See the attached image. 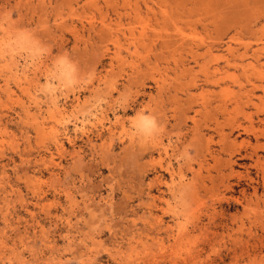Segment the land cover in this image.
Listing matches in <instances>:
<instances>
[{
	"label": "rangeland",
	"instance_id": "374dc122",
	"mask_svg": "<svg viewBox=\"0 0 264 264\" xmlns=\"http://www.w3.org/2000/svg\"><path fill=\"white\" fill-rule=\"evenodd\" d=\"M197 1L0 0V264H264L261 188L245 212L228 208L222 198L238 195L211 187L216 166L208 159L198 167L189 138L171 163L176 168L188 160L207 188L197 197L183 190L175 198L165 196V223L177 224L180 242L143 248L132 240V250L113 244L112 233L126 229L136 240L143 233L146 241V191L154 171L142 153L150 137L138 125L149 118L142 105L159 86L186 85L192 74L202 76L192 63L191 75L181 74L185 56L172 58L160 44L169 37L207 43L239 36L240 42L230 38L232 54L223 53L230 62L224 83L235 92L248 79L258 83L252 69L241 68L254 63L251 33L264 32V0ZM262 53L264 62V48ZM121 103L128 104L126 110ZM101 114L107 118L101 120ZM115 116L119 123L111 141L105 131L97 137V120L105 126ZM240 119L245 122L243 114ZM175 134L170 133L172 141ZM180 177L192 178L185 169ZM178 182L176 177V187ZM196 223L207 231L193 230Z\"/></svg>",
	"mask_w": 264,
	"mask_h": 264
},
{
	"label": "bare ground",
	"instance_id": "6f19581e",
	"mask_svg": "<svg viewBox=\"0 0 264 264\" xmlns=\"http://www.w3.org/2000/svg\"><path fill=\"white\" fill-rule=\"evenodd\" d=\"M200 1L202 0H198L197 2ZM148 10L151 9L149 8ZM255 20L253 19V21ZM224 25L225 24L223 21L220 22L219 28L220 26ZM89 26L91 28L89 30L95 29L92 28L94 26L91 22H89ZM106 28L107 26L105 27V29ZM261 31L263 30L261 29ZM261 31L254 34L251 33L253 38L252 40H254V44L256 46V49L252 51L251 57L254 63H249L248 65L241 68L243 72H246L248 67L249 69H252L253 75L256 76L258 83L252 82L250 81V79H248L246 85L236 84V87H238L236 92L232 89V87L228 85L226 86L224 83L225 77L223 75L226 74L228 67H230V62L226 59L225 54L223 53L227 52L226 54H232L233 49L229 43L230 38L232 40L239 39L240 42L242 39L239 36L229 37L228 41H225L222 36H219L216 37L213 41L207 43L203 42V40L199 43H196L194 41L189 42L187 40H184L183 37L175 39L168 36L169 38L165 37L168 40H165L164 42H162V44H160L163 45V47H161L163 48V50L165 49V52H167L166 54H168L172 58L175 55H178L181 58L185 56L183 58L185 59L184 61H182L183 59L181 60V58L179 57V59L181 60L179 61V63L182 62L179 65L181 68V74H185V76H187V74L192 73L193 68L189 64L192 63V65L199 68L202 76L197 77L192 74V76H189V84L186 85H178L179 83H176L172 85L165 84L159 86L156 88V93L154 95L149 94L147 96L148 101L145 103V106L142 105V107L146 108L149 118L147 120H144L142 123L140 122L141 124H138L139 120H137L136 123L140 126L142 125V127H145V129L150 133L149 139L143 146L142 153H144V155L148 157V159L150 160V166H152V170L154 171V177L149 182L148 189L146 191V224L144 225L148 226V228L144 226L145 233L143 235V238L146 241H141L142 235L140 237L139 234L141 232L138 233L139 238L138 240H136L134 238V232L133 234L132 232H127L129 230H127L126 227V232L122 231L120 233H117L120 236V242L116 240V232L112 233L113 237L115 238H112L114 240L113 244H115L118 248L123 244H126L129 249L133 248V245L131 243L132 240H134V243L136 244L140 243L139 245H141L143 248H146L150 245L153 246L154 244L164 245L166 243L170 244L171 242L173 244H178L180 242V239L183 237V235L179 232V230H176L175 232L177 224L174 223V225H166L165 223L164 218L167 217L168 213H166L165 210L161 207L163 204H167L165 196L169 195L170 197L175 198L177 196V193L184 191V193H189L188 195L197 197L199 189L207 188L203 180L198 181L196 179V176L199 175V170H195L193 165H191L188 160L185 161L184 164L176 163L178 164L176 168L171 163L170 158L177 155V153L179 152V147H183L184 152V144L186 143V139L188 142V138L192 142V147L195 146L193 147V149L196 148L194 151L197 154L198 161L196 163L198 167L207 163L208 159H211L216 166V175L210 176L208 180L210 181L211 187L218 189L222 188L223 191L225 193H228L229 195H238V197L233 199L232 197L230 199H227L223 195L224 198H222V203H227L228 208H231V206H237L241 207L245 212L249 208L251 203L249 198L251 196L257 198L258 190L260 188L262 190V196L264 197V71L262 70L264 62L261 61V56L263 55L262 50L264 48L261 47L264 46V32ZM96 33V36L98 35L99 40L102 42V32L98 30ZM225 35L226 34H223L224 37ZM109 37L111 36L109 35ZM241 44L243 46L247 45V47L251 45L249 43L245 44L242 42ZM166 49H168V51ZM200 49H203L202 53H199ZM153 54L155 55L154 52ZM155 56L154 57L156 59L162 57V55L161 57H159L160 53L159 55L157 54ZM162 58L164 59L165 56ZM173 65L177 66L176 64ZM175 68L176 67H174V69ZM176 69L179 70V68ZM178 78L180 79L181 77L178 76ZM111 91L115 92L116 89L113 90L112 88ZM137 95L138 93L136 94V96ZM77 100L78 99L76 98V101ZM127 103L129 102L127 101ZM126 106H128V104H120L122 111L126 110ZM248 108H254V115L245 113L246 109ZM242 114L245 122L240 119V115ZM117 117L118 116L114 117V122H112L111 124L108 122L109 124L105 126L102 121L99 120L100 122H98V120L96 119L98 124H95L93 126L95 129H97V134L95 135H97V137H101L103 136V132L105 131L107 132V135L111 141V138L114 135L113 125H115L117 122L119 123V119ZM106 118L107 115L105 114L101 116V120H105ZM97 126H99L100 129H98ZM84 130L85 129L82 128L81 132L83 135H86L87 131ZM173 131L176 132L175 141H172L170 136V133ZM204 132H206V134ZM242 136L244 138H242ZM86 138L88 142L91 141L88 136H86ZM215 138L218 139V142L216 141L217 143L215 142ZM238 139H240V141ZM252 140H254V143L251 142ZM261 140H263V142H261ZM56 148L59 150L62 147L56 146ZM137 150L139 149L137 148ZM154 155H157V159L154 158ZM163 156L166 157L165 160H163ZM240 161L243 164L238 163ZM244 163L248 164L245 165ZM235 168H240L242 169V171H235ZM183 169H185L186 172L190 173L192 177L191 181L185 182L184 180H182V177H180V175H182ZM252 170L254 171V173L252 172ZM176 177H178L179 179L177 187L176 185H174ZM196 181H198L199 183ZM238 188L239 190H237ZM250 191L251 193L248 194V192ZM184 196L186 195L184 194ZM192 199L194 198L192 197ZM158 212L161 215H158ZM221 215H223V213ZM207 217L209 218L210 216ZM172 218H176V221H178L179 219L175 215H172ZM211 220L215 219L212 217ZM241 221L240 224H242ZM222 222H218L219 227L228 229V227H226V225H223ZM127 223L128 222H126V224ZM131 224L134 225L135 223ZM132 225L128 227L130 228L132 227ZM206 227L207 226L198 227L196 223L192 229H205V231H207ZM110 229L111 227H109V230ZM135 230L137 231V229ZM130 235L131 239L128 238ZM92 244H100V242H94L92 240Z\"/></svg>",
	"mask_w": 264,
	"mask_h": 264
}]
</instances>
